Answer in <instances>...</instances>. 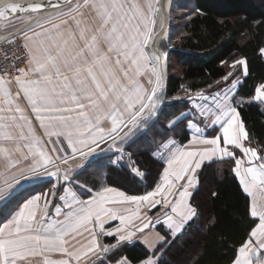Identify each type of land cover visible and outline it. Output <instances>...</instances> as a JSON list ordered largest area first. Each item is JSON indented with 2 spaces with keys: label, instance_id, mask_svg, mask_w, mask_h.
Here are the masks:
<instances>
[{
  "label": "snow or ice",
  "instance_id": "1",
  "mask_svg": "<svg viewBox=\"0 0 264 264\" xmlns=\"http://www.w3.org/2000/svg\"><path fill=\"white\" fill-rule=\"evenodd\" d=\"M167 15L160 0H0V27L4 21H20L9 39L22 37L23 58L16 59L27 65L26 70L13 64L16 75L11 79L7 67L0 75V167L5 170L0 172V200L31 177L64 180L68 191L71 168L61 165L86 159L102 144L116 150L113 163L118 164L137 134L146 136L154 129L166 99L168 53L160 50L159 37ZM237 65L246 76V59H236L232 67ZM238 82L239 77L232 88ZM232 88L211 94L196 91L195 96L184 89L191 112L175 117L169 128L187 121L185 126L195 134L187 144L161 139L155 148L160 171L146 194L129 196L112 187L93 192L79 185L81 191H74L70 200L59 196L63 204L55 205L53 215L46 195L24 201L0 227V264H36L37 257L43 258L42 264H132L109 254L153 226L148 215L152 209L158 211L155 223L167 232L157 234L161 243L146 251L140 264H165L161 256L169 239L181 238L197 218L191 203L197 170L217 157L234 163L232 171L250 198L246 209L251 219L233 249L231 264H264V150L251 146L240 119L244 100ZM253 100L264 103V83L247 102ZM30 115L47 140L37 135ZM209 129L211 138L205 135ZM85 193L88 198H82ZM110 221L119 226L105 228ZM101 236H116V242L101 243ZM54 254L59 258H51Z\"/></svg>",
  "mask_w": 264,
  "mask_h": 264
},
{
  "label": "trees",
  "instance_id": "2",
  "mask_svg": "<svg viewBox=\"0 0 264 264\" xmlns=\"http://www.w3.org/2000/svg\"><path fill=\"white\" fill-rule=\"evenodd\" d=\"M194 3L196 14L186 23L185 34L168 57L174 55L178 72L168 74L166 99L158 122L146 136L137 134L133 138L136 142L128 147L127 155L144 174L143 180L127 167L104 159V164L108 162L107 184L118 185L130 194H142L154 186L161 164L154 156L155 148L161 139L175 136L169 123L189 109L188 101L182 98L184 89L188 88L191 93L214 90L236 59H246L249 69L234 89V94H239L238 99L244 100L239 108L240 117L250 140L259 147L264 145V106L255 100L247 102L264 83L261 53L264 48V0H194ZM177 96L180 99L173 98ZM175 137L179 143L186 144L191 134L185 127L181 135ZM233 167L234 163L226 159L213 160L203 166L192 198L197 218L186 227L181 238L165 246V254L161 256L165 264H231L233 249L245 236L251 219L246 209L250 198L243 192ZM2 212L0 210V223ZM107 242L112 241L106 239ZM146 251L150 252L140 243L123 244L110 253L109 258L115 260L123 256L140 264Z\"/></svg>",
  "mask_w": 264,
  "mask_h": 264
},
{
  "label": "crops",
  "instance_id": "3",
  "mask_svg": "<svg viewBox=\"0 0 264 264\" xmlns=\"http://www.w3.org/2000/svg\"><path fill=\"white\" fill-rule=\"evenodd\" d=\"M167 1L168 0H160V2L164 6V11L168 14L167 15V22H168V19L170 16V9H171L172 1L171 0L169 2H167ZM135 2L141 3V4L145 3L144 0H135ZM146 2H147V0H146ZM167 22L165 23L164 29L162 30L163 35L159 37V40L162 43V45H166V41L168 40V37H169V34H167L168 29H169ZM3 24L5 26L0 27V42L7 39L8 38L7 35L9 33L13 32L14 30H16V28L21 26L19 19L13 20L11 23L5 22ZM157 30H159L158 24H157ZM150 47H151V45H150ZM160 50H162V48ZM26 70H27V66H26ZM145 85L147 86L146 80H145ZM234 89L235 88H232L233 94L235 91ZM13 91L15 92V88H13ZM21 104H22V107L26 108V104H27L26 101L21 100ZM26 111L30 114V109L26 108ZM30 118L33 121V127L36 129L37 135L41 136L44 140H47L48 137L43 135V129L39 128V124L37 121H35L34 116L30 115ZM240 119H241V117H240ZM105 126L108 127L110 125L106 124ZM194 131L195 130L193 129L191 132H194ZM207 132L210 133L211 131H207ZM207 132L205 133L206 136H208ZM52 139H55V137H52ZM176 142H178V141L176 140ZM103 145H105V144H102L99 148L96 149V151L94 153L90 154L86 159H82L80 157H77L74 160H70L69 165H61L62 169L63 168H69V167L71 168L70 176H71L72 182H71V184L68 185V191H64L65 181L64 180L57 181L55 177L42 176V177H31L30 179L21 180L20 183L18 185L14 186V188L10 191L11 196L8 199L4 198L3 200H0V210L3 211L1 214L2 222L0 223V227H2L4 223H7L8 220L11 219V214H14V212L16 210H18V207L22 206L24 201H26L27 199L34 197L36 195H46L47 196V198L51 201L49 213H50V215H53L54 211H55V205L56 204H63V201L59 200V196L63 195V196H65L66 199L70 200L72 198V193L74 191L77 192L78 194L81 191V189H79L77 187L79 185H86L88 188H91L93 190V192L102 191L103 188H105V187H112L118 191H123L126 195L135 196L133 194L128 193L122 187H120L118 185L109 184V183L107 184V179H106L107 169H106V171H102V176L99 175L96 171H94V170H97L98 168H100L104 164V163L102 164V161H101V163L97 161L99 164L97 162H95L97 159H99V156H98L99 153L97 154L96 152H98V150L102 149ZM65 146H66V143H65ZM94 156H96L95 161L93 158ZM156 156H158V158H159L160 153H158V155H156ZM215 159L216 158H213L211 161H213ZM211 161L206 160L203 163L201 169L203 168V166L206 163H209ZM94 162L97 164L95 165ZM27 163H28V161H21L22 165H26ZM85 169H89V170H93V171L86 172ZM201 169L197 170L198 171V183H199V174H200ZM4 171H5L4 168L0 167V172H4ZM12 174L15 175L17 173L15 172V170H13ZM88 175H91V177L94 179H92V180H89V179L83 180L82 179V178H86ZM0 184H3L2 178H0ZM91 184H94L95 186L98 184L99 186L97 188H95L94 186L90 187L89 185H91ZM100 186L102 188H100ZM52 191H55V193H56L55 196L51 195ZM194 191H193V193H194ZM146 193H142V194H138V195H143ZM82 198H88V194L85 193L82 196ZM191 203H192V201H191ZM110 207H112V206L110 205ZM115 207H119V206H115ZM157 214H158L157 209H152L150 212H148V215L150 217H152L153 226H150V229H145L144 232H137L136 235L133 237L132 241L124 242L123 244L132 245L134 243H140L149 251H151L152 247L159 246L161 241L159 240L157 234H159V236H163L165 234V232H167V228L162 226L161 224L155 223V217ZM133 223L138 224L139 221H134ZM118 226H119L118 221H110L109 223H107L105 225V228H115ZM129 227H131V226H129ZM106 239H109V240L111 239L112 242H109V243H115L116 242V236H101L100 242L106 243ZM174 239H169L168 244L171 243ZM51 258L57 259V258H59V256H58V254H54ZM35 260H36V264H42L43 258L37 257V258H35ZM132 264H134V263H132ZM145 264H146V261H145Z\"/></svg>",
  "mask_w": 264,
  "mask_h": 264
},
{
  "label": "rangeland",
  "instance_id": "4",
  "mask_svg": "<svg viewBox=\"0 0 264 264\" xmlns=\"http://www.w3.org/2000/svg\"><path fill=\"white\" fill-rule=\"evenodd\" d=\"M169 1L170 0H168L167 2H169ZM171 1H172V4H171V9H170V16H169V19H168V22H167L168 26H169L167 34H169V37H168V40L166 41V45H163L162 50H161V51H167V53H168V56H167V59H166V72H165V78H164L165 79V83H164L163 95L165 94V91H166V84H167V79H168L169 72L170 71L172 73L178 72L177 60L175 58H173L174 55L170 56L171 58L169 59L168 58L169 54L175 48V44L178 41V39L185 34L184 28H185L186 23L188 21H190L191 18L196 14V8H195L194 0H171ZM144 2L146 3V0H144ZM11 33H9L7 35L8 36L7 39H9V37L11 36ZM263 56H264V53H263ZM232 64L229 67V72L232 73V76H230L227 81H225V80L221 81L220 83H218L214 87V90H212V91H202V92H204L205 94H211V93H215V92H218V91H221V90H222V92H227L229 90V88H232L231 82L237 77H239V80L242 77V74H241L242 73V68H241V66L237 65L235 68H233ZM169 66H171V70H169ZM140 79H141V82L145 84V79L143 77H141ZM192 95L195 96V93H192ZM182 98L184 100L188 101L187 105L189 104V109L185 113H190L191 112L192 101L189 99L188 95H186V94H184ZM255 101L261 103L258 100H255ZM197 102H200V101H197ZM261 104L264 106V103H261ZM184 123H185L184 126L181 123L178 127H176L175 130H173L172 134H175V136L181 135L183 129L186 127L185 125L187 124V122H184ZM208 131H211V129L208 130ZM162 134H164V132ZM190 134H191V136L194 135L195 131L194 132H190ZM207 134H208L207 137L211 138V132L210 133L207 132ZM175 136L174 137L172 136L170 138L174 139L175 141L176 140L178 141V139H176ZM245 143L248 144L249 142L246 141ZM251 146L254 147V148H258V149L264 150V145H263V147H259V146L255 145V143H253L252 141H251ZM96 153L97 154L99 153L98 154L99 159H97L95 161L96 156H94L93 158H94L95 162H97L99 160H103V162H102V164H103V163H105L104 159H107V160H109L108 161L109 163H113V161L116 159V150L115 149L108 150V146L106 144L103 145L102 149L98 150V152H96ZM158 153L159 152L155 151L154 152V156H155V158L157 160L160 161L158 156H156V155H158ZM215 160H220V158L217 157ZM108 162L106 164H103L100 168H98L97 170H94V171H96L99 175L102 176V171H106L107 166H108ZM95 165H96V163H95ZM114 165H117V166H120V167H122V166L127 167L138 178H140L142 180L144 178V174L142 173V171L140 169H138V167L134 166L130 155H127V154L123 155L122 158L120 159L119 163L118 164H114ZM85 171L88 172V171H93V170L85 169ZM82 179L83 180H88V179L92 180L94 178H92L91 175H88L86 178H82ZM114 180L115 181H119L117 178H114ZM121 183L123 184L124 182H121ZM89 186L90 187L94 186L95 188H97L99 185L97 184L95 186L94 184H91ZM100 188H102V187L100 186ZM133 195H138V194H133ZM10 196H11V194L7 195L5 198L8 199ZM183 250H184V252H186V257H188L189 254L187 253L186 249L184 248Z\"/></svg>",
  "mask_w": 264,
  "mask_h": 264
},
{
  "label": "built area",
  "instance_id": "5",
  "mask_svg": "<svg viewBox=\"0 0 264 264\" xmlns=\"http://www.w3.org/2000/svg\"><path fill=\"white\" fill-rule=\"evenodd\" d=\"M23 40L22 37H14L0 42V75L4 74V69H9V79L13 78L16 73L12 71L13 64L26 68V61L21 64L16 59L17 56L23 58L22 52Z\"/></svg>",
  "mask_w": 264,
  "mask_h": 264
},
{
  "label": "water",
  "instance_id": "6",
  "mask_svg": "<svg viewBox=\"0 0 264 264\" xmlns=\"http://www.w3.org/2000/svg\"><path fill=\"white\" fill-rule=\"evenodd\" d=\"M60 2L63 3V0H60ZM5 22H7V21H4V22H2V23H5Z\"/></svg>",
  "mask_w": 264,
  "mask_h": 264
}]
</instances>
